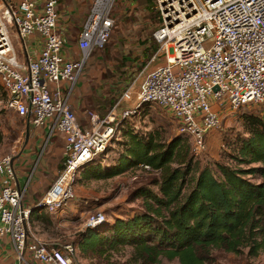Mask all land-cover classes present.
Listing matches in <instances>:
<instances>
[{"label":"built area","instance_id":"2783aa9c","mask_svg":"<svg viewBox=\"0 0 264 264\" xmlns=\"http://www.w3.org/2000/svg\"><path fill=\"white\" fill-rule=\"evenodd\" d=\"M8 1L0 0L5 105L47 143L54 135L65 141L66 171L37 204L51 215L75 198V171L104 153L143 106L155 105L171 114L178 135L188 138L199 156L206 151L209 133L222 123L215 102L227 99L233 113L246 105H264V0H158L162 25L154 39L159 49L143 68L136 99L127 98L128 90L124 98L131 105L119 113L118 102L89 133L78 124L69 98L90 53L104 49L111 38L115 0H94L79 36V60L64 56L68 39L58 33L59 0H21L17 8ZM36 35L43 40L39 54L22 60L17 44L27 52L25 40ZM64 83L69 87L63 91ZM49 84L57 87L50 89ZM16 155L14 150L0 159V237L10 236L22 259L28 254L41 264H80L73 244L49 245L32 232L31 210L21 211L26 189L17 183ZM106 223L105 214L94 213L85 228Z\"/></svg>","mask_w":264,"mask_h":264},{"label":"trees","instance_id":"16d2710c","mask_svg":"<svg viewBox=\"0 0 264 264\" xmlns=\"http://www.w3.org/2000/svg\"><path fill=\"white\" fill-rule=\"evenodd\" d=\"M125 2L115 0L114 9ZM90 9L91 6L89 12ZM114 9L112 17L117 23ZM105 48L94 49L88 60ZM151 49L149 53H155L159 45L155 43ZM88 60L72 90L69 103L78 81L87 73ZM106 73H100L101 80L106 78ZM89 88L92 89V86ZM116 90L121 93H113L115 97L108 100L110 111L124 94L120 88ZM3 92L0 86V100L4 99ZM146 106L158 108L150 104ZM241 117L243 132L226 144L231 162H217L214 166L203 165L197 160L193 145L186 137L178 135L165 140L159 133L146 137L130 125L121 128L125 140L119 142L117 158L111 163L105 162L106 150L80 170L84 179L110 180L135 169L144 170L158 174L155 182L157 190L138 188L132 198L142 200V208L107 220L100 228H88L79 233L73 244L77 260L103 258L126 248L132 249L134 264H159L162 258L170 261L178 259L180 264H207L216 250L235 255H243L247 251L251 257L263 252L264 110L246 112ZM25 124L28 126V122ZM56 138L58 142L62 137L54 135L50 143ZM3 141L4 134L0 130V149ZM62 161L60 167L64 171V155ZM145 166L150 170H146ZM41 199L36 198L29 208L30 225L51 221V215L37 207Z\"/></svg>","mask_w":264,"mask_h":264},{"label":"rangeland","instance_id":"374dc122","mask_svg":"<svg viewBox=\"0 0 264 264\" xmlns=\"http://www.w3.org/2000/svg\"><path fill=\"white\" fill-rule=\"evenodd\" d=\"M87 1L88 5L92 7L94 0ZM14 3L15 8H17L20 0H14ZM114 14L117 21L116 27L109 45H107L104 51L100 52L105 56V60L100 64L103 68H106L107 66L104 65L106 61L112 62L113 64L116 60L115 62H118L116 66L118 76L115 77L112 71L106 69L107 73L104 75L106 78L104 77L102 80L91 79L89 80L90 83L86 81L90 87L94 83L95 85L92 89H95L103 97L108 95L106 101L108 103L109 99L115 97L113 93H117L116 88H120L124 93L121 97L122 99L134 84L136 78L134 77L135 70H133L134 72L131 71L133 69L131 65L142 69L156 53L149 52L152 50L151 46L153 48L156 43L154 34L162 25V13L158 0H129L119 6L116 5ZM58 33L68 38V34L59 29V24ZM87 70L88 72L92 71L93 67L86 68L85 71ZM49 86L50 89L57 87L54 84H49ZM61 89L64 91V85H61ZM3 94L4 99L0 100V130L4 134V141L0 149V158L12 155L14 150H16V154H21L24 149L27 132L26 122L6 107L5 99L7 96L4 92ZM131 96L129 94L127 98L129 99ZM222 103L225 105L221 106ZM214 106L216 111L223 117L221 126L210 132L207 136V150L203 154L195 156L203 165L210 166H214L217 162H231L227 155L228 148L226 144L227 141L233 140L237 134L243 132L241 116L246 112L256 113L259 110H264V106L253 104L244 106L235 113L233 111L229 112L227 99H222L218 103L215 102ZM138 116L139 125L137 127L138 129L135 130L146 137L149 134L157 135L159 133L165 140H171L178 136L177 126L172 115L163 108L143 106ZM98 122L100 124L102 120ZM130 122L131 120H128V124H131ZM120 140H125L123 130L117 134L112 144L108 146L106 151L107 157L104 159L105 162L111 163L117 158V152L120 149ZM46 142L47 139L43 141L41 153H39L37 159L49 158L50 167L57 169V173H53V180L50 184L48 183L44 186L41 195L44 193L47 194L52 183L56 179L59 180L66 171V169L62 171L60 167L61 164L63 165V150L62 155H59V157L54 156V154H51L52 152L54 153L52 150L54 148H51V144L50 146L49 144L46 145ZM42 168L37 172L34 171L32 174L36 173L35 177H37ZM82 168L84 166L75 171L73 190L76 197L69 202L68 206L56 214H50L51 221L49 223L35 222L31 224L32 232L49 245L64 246L66 244H74L77 238L76 236L86 230L85 224L91 214L103 213L109 221L116 216L122 217L124 214L132 213L134 210L143 207L142 200L132 198L135 190L141 187H150L153 190H157L155 182L157 181L158 174L154 172L135 169L119 178L90 181L84 179V175L80 171ZM46 171L52 172L51 169ZM32 182L30 181L28 188H30ZM79 262L80 264H134L132 260V249L130 248L114 252L103 258H93L92 260L79 258ZM159 264H180V262L178 259L170 261L167 258H162ZM207 264H264V251L257 257H251L247 254V251L243 255H235L216 250L212 253L211 262Z\"/></svg>","mask_w":264,"mask_h":264},{"label":"crops","instance_id":"0c3cea01","mask_svg":"<svg viewBox=\"0 0 264 264\" xmlns=\"http://www.w3.org/2000/svg\"><path fill=\"white\" fill-rule=\"evenodd\" d=\"M21 1V0H20ZM93 1V0H92ZM39 3H42L43 0H38ZM14 0L10 1V5L15 8ZM89 13V5L87 0H60L59 5V29L62 30L64 33L68 34V43L65 48V56L66 58L73 59V60H79L82 58V52L80 51L78 47V40L80 33L82 31V27L84 25V18ZM43 45V40L39 36H34L31 38H28L24 42V47H26L27 52L25 49L23 50V46L20 44H17V52L18 55L22 60H26L28 58H35ZM104 57L100 52L97 53L95 57H92L90 60H88L89 68L93 67L92 71L87 70V73H85L84 77H82L78 81V87L76 90H74L72 99L70 101V107L75 112L77 119L79 121V124L86 130V132L89 133L93 125L98 124L99 120L103 121L109 114H110V106L107 101L106 96H102L100 93L96 92L94 89H90V83L89 79H101L100 73H106L107 70L112 71L115 75L118 76L116 66L118 65V62H112L106 61L104 63L106 68H103V66L100 64L104 61ZM96 67V70H95ZM130 67V66H129ZM131 71L135 70V80L134 84L131 86L132 88H135L136 91L133 92L131 95L132 98L137 97L139 93V88L141 85V79L143 78L142 69H138L137 67H133ZM134 72V71H133ZM88 83H87V82ZM64 88L67 89L69 87L68 84H63ZM92 87H94V83H92ZM54 89V88H52ZM120 91L117 92L119 94ZM118 102H121V107L119 109V113L124 110L125 108L129 107L131 104L125 98L123 97ZM139 116L136 118H132L131 120V127H135L138 129L139 125ZM45 137L38 136L35 132V129L33 126L30 128V136L27 139L25 137V144L24 149L21 154H17L14 157V165L16 167V173H17V183L18 186L21 189H28V192L26 196L23 198L22 204L23 207L26 209L31 208V205H33V202L36 198L44 197L46 193L42 194L44 190V186L53 180V173H57V169L51 168L49 165L50 159L44 157L37 159V156L39 153H41V146L43 144V141L45 140ZM46 144L50 146L54 151L51 154H54V156L62 155V150L65 145V141L63 138L55 143H47ZM43 148V147H42ZM43 153V151H42ZM1 157L0 159H2ZM38 161H37V160ZM42 170L38 174L37 177H35V174H32L34 171L37 172L39 169ZM52 172H47L46 170H50ZM60 172V171H59ZM32 174V175H31ZM30 181H33L30 185V188H28ZM58 181L56 179L54 183L49 187L48 191L55 185V183ZM1 226V223H0ZM0 264H41L39 262L33 261L28 254L22 259L17 250L16 247L11 239L10 236H4L0 237Z\"/></svg>","mask_w":264,"mask_h":264},{"label":"water","instance_id":"95a60500","mask_svg":"<svg viewBox=\"0 0 264 264\" xmlns=\"http://www.w3.org/2000/svg\"><path fill=\"white\" fill-rule=\"evenodd\" d=\"M9 1H11V0H9ZM9 1L6 2L7 5H9ZM214 91H218V87H215V88H214ZM29 126H30V124L28 123V126H27V132H26V137H27V139H28L29 136H30ZM21 211H23V205H21ZM25 227L27 228V224H26V223H25Z\"/></svg>","mask_w":264,"mask_h":264},{"label":"bare ground","instance_id":"6f19581e","mask_svg":"<svg viewBox=\"0 0 264 264\" xmlns=\"http://www.w3.org/2000/svg\"><path fill=\"white\" fill-rule=\"evenodd\" d=\"M135 88H132V90L130 91L129 94H132L133 92H135ZM73 173V171H71L70 173H67L68 177Z\"/></svg>","mask_w":264,"mask_h":264}]
</instances>
